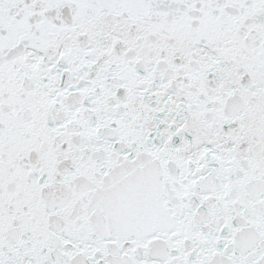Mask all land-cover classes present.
I'll return each mask as SVG.
<instances>
[{
    "label": "water",
    "instance_id": "95a60500",
    "mask_svg": "<svg viewBox=\"0 0 264 264\" xmlns=\"http://www.w3.org/2000/svg\"><path fill=\"white\" fill-rule=\"evenodd\" d=\"M0 264H264V0H0Z\"/></svg>",
    "mask_w": 264,
    "mask_h": 264
}]
</instances>
